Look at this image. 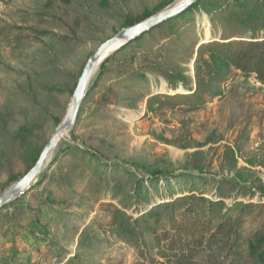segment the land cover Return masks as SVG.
<instances>
[{"label":"rangeland","instance_id":"obj_1","mask_svg":"<svg viewBox=\"0 0 264 264\" xmlns=\"http://www.w3.org/2000/svg\"><path fill=\"white\" fill-rule=\"evenodd\" d=\"M48 1L0 0V28L17 24L21 27L32 26L42 29L44 26L39 24L41 22L36 19L35 14L44 11ZM184 1L186 0H82L80 4H74L76 12L85 15L89 11L93 12V15L90 17V24L78 33V43L72 45L60 44L46 38L38 42L31 32L23 33L30 47L14 53L16 59H12L11 63L15 71L8 75L5 91L0 92V113L7 116L6 109L13 108L9 111L11 115L6 119L8 136L0 135V188L9 185L8 190L18 182H11V172L15 170L21 172L22 168H27L26 164L36 150V147H33L27 154L20 152L19 156L12 160L8 148L14 139L13 135L31 122L36 124L38 131L40 130L37 131L38 136L51 137L57 128L53 126L55 116L62 113V121L64 120L71 97L57 98L50 88L68 87L74 83V79H78L87 60L100 44L122 29L124 23L122 16L137 17L143 14L145 9L152 11L162 3L169 4L165 10L167 11ZM221 1L205 0L200 7L191 12L190 18H195V22L201 21L198 13H203L202 22L206 38L202 42L200 37L197 39L189 37L186 41L177 40L180 33L185 34L187 31L180 21L174 20L163 24L151 37L138 42L134 48L133 46L129 48L126 56L120 58L123 68L113 67L112 71L121 79L102 84L109 86L111 89L108 92L109 97L110 93H113V98L109 100L108 105L99 108L96 116L88 114L96 102L84 105L86 112L81 116L80 125L75 129L73 126L60 138L44 169L49 168L56 152L64 148H75L77 151L70 157L68 155L60 157L49 176L51 182L47 180L48 183L34 188L26 196L23 202L29 206L30 213L20 215L19 208L25 203H17L6 210V214L14 213L20 217V224L25 227L24 231H17L10 222L0 221V257L8 260V264L67 263L77 253L80 237L87 236L88 242L110 237L113 226L109 223L107 215L112 210L111 205L120 206L121 195L114 196L111 191L106 192V195L105 193L98 195L97 186L87 179L86 171H83L85 169L75 165L80 160L90 163L89 157L79 151H95L110 163L120 161L131 167L136 163L154 169L165 167L198 169L199 166H204L203 164H210L214 172H220L222 168L227 176L236 172L246 173L249 170L255 175L264 174V85L255 77L246 78L235 69L222 67L219 63L218 66H214L213 62L216 63V60L212 51L205 50L203 56L198 52V42L203 45L210 41V29L213 30L211 41L225 42L221 38L224 35L223 27L227 16H217L215 26L208 21V17L213 18L216 2ZM232 13L233 10H230V14ZM173 30L176 31L174 36ZM54 31L60 32L57 29ZM13 36L12 33L6 32L0 37V50L6 54L10 53L12 44H8L4 38L11 39ZM197 69L203 81H209V78L218 71L224 72L226 81L219 85L220 88L227 92L231 86L239 85L245 93V104L253 108V116L250 123L244 124V126L248 124L243 133L249 136V139L243 146L237 145L240 144L239 128L226 131L221 124L217 109L220 99L205 97L206 105L202 107L203 109L187 112L179 106L161 111L162 107L158 104L152 105L156 113H152L150 120L145 118L150 97L170 91L168 82L179 83L180 86L174 94H185L182 76L188 74L195 80ZM96 74L97 72L92 80ZM138 74L145 75L146 82L124 77ZM143 85L149 86V90L148 97L142 101L137 94H133V91ZM102 95L103 91L93 99L101 101ZM106 110H110L109 113L113 115L109 121L102 117ZM210 132L213 133V137H210L212 135H209ZM91 166L108 174H124L120 167L106 168L100 163H91ZM64 176L74 181L75 185L70 186L66 183L58 188L54 181H64ZM190 182L184 181L174 184L173 187H186ZM86 183L91 184L93 189H84L82 184ZM114 184L113 182L105 187L110 188ZM157 188L156 185L150 186L149 193L143 197L144 206L148 210L153 207L158 196L147 200V195ZM38 192L43 196H37ZM182 195L183 192H170V197H167L171 199H163L162 203L180 198ZM46 197L52 201H47ZM127 213L131 217H137L133 210ZM105 217L106 219L102 220ZM88 226L91 228H87ZM166 241L164 239L162 247L166 246ZM132 251L133 249L126 244L118 243L112 254L113 264H118L123 253L127 254L125 264H134V259L129 254ZM108 252L104 254L108 255ZM82 253L85 258L91 257L94 262L101 264L108 262L101 252L98 256L84 250ZM153 254L157 262H163L158 257V250Z\"/></svg>","mask_w":264,"mask_h":264},{"label":"trees","instance_id":"obj_2","mask_svg":"<svg viewBox=\"0 0 264 264\" xmlns=\"http://www.w3.org/2000/svg\"><path fill=\"white\" fill-rule=\"evenodd\" d=\"M81 1L49 0L44 11L35 14V17L37 15L36 19L41 22L39 24L44 26L42 29L32 26L21 27L17 24H9L0 28V37H3L6 32L14 35L11 39L4 38L8 44H12L10 53L6 54L0 50V92L5 91L7 77L15 71V67L11 63L12 59H16L14 53L30 47L29 41L23 36L24 32H31L34 35L33 38L38 42H41L42 38H46L60 44L78 43V33L90 24V17L93 15V12L89 11L86 12V16L76 12L74 4H80ZM204 1L199 0L184 13L151 28L137 40L129 42L125 47L106 58L100 64L95 78L91 80L73 129L80 125L81 116L86 112L84 105L96 102L93 108L89 110L90 116L98 115L99 108L105 107V104L108 105L114 94L110 93L109 97L108 92L111 89L102 84L121 79L117 73H113L112 68H123L120 58L126 56L129 48L132 46L134 48L138 42L151 37L154 31L163 24L178 20L185 27L187 33H180V35L177 33L179 35L177 40L186 41L189 37L195 39L200 37L202 38L200 42H202L206 38V30L202 22L204 20L203 13H198L201 16L200 22H195V18H190V15ZM168 5L166 3L159 4L152 11L145 9L144 13L137 17L122 16L124 23L121 28L135 26L165 11ZM230 10H233L232 14H230ZM51 13L52 15H50ZM221 15L227 16L223 27L224 35L221 38L225 42L211 41L213 30L210 29V41L203 45H200V42L197 43L199 54L203 56L205 50H210L216 60V63L213 62L214 66H218L217 63H219L222 67L235 69L243 73L246 78L255 77L259 83L264 85V0H222L216 2V6L213 8V18L208 17V21L215 26L217 16L221 17ZM54 29L60 32H55ZM172 34L174 36L176 31L173 30ZM17 58L19 59V57ZM124 77L140 82L147 80L143 74ZM169 78L171 77L169 76ZM78 79H74V83L68 87L54 86L50 90L57 98L72 97ZM181 81H183L184 92L186 93L174 94L180 85L177 82H168L170 91L149 98L145 118L150 120L152 113H156V110L152 109V105L158 104L162 107L161 111L165 108L175 109L176 106H179L187 112L203 109L202 107L206 105L204 103L205 97L213 100L220 99L217 109L221 124L226 131L238 127L240 144L237 145L243 146L249 139V136L243 133L248 124L245 126L244 124L245 122L250 123L253 108L247 107L245 104L246 95L242 92V88L239 85L231 86L227 92H224L219 85L223 84L226 78L224 72L219 71L209 78V81H203L197 69L195 80L191 75L186 74V76H182ZM138 90L133 91V94H137L140 100H145L148 97L149 86L143 85ZM102 91L101 101L94 100V96ZM11 109H6L7 116L0 113V135L8 136L6 135L8 133L6 119L11 115L9 112ZM63 109L65 111V107ZM109 111L106 110L102 115L108 121L113 117ZM61 115L62 113L55 116L54 127L61 124ZM36 128L35 123L28 122L13 135L14 139L11 140L8 148L12 160L16 159L20 152L27 154L33 147H36V150L34 156L28 160L27 168H22L21 172H17V170L11 172L12 183L19 181L33 168L41 151L51 138L38 136V128L37 130ZM209 135L213 137L212 132ZM76 151L75 148H64L56 152L49 168L42 170L30 190L20 199L0 210V221L10 222L17 231L23 232L25 227L20 224V217L14 213L12 215L6 214V210L17 203H25L23 201L34 188L45 185L48 183L47 180L51 182L49 176L60 157L65 155L70 157ZM79 153L87 155L90 163L80 160L75 165L85 169L83 170L86 171L85 176L97 186L98 195L101 193L106 195V192L111 191L114 196L121 195V200L120 206L111 205L112 210L107 215L109 223L113 226L110 237H105L101 241L92 240L91 242L86 240L87 236L80 237L76 248L77 253L67 263L61 262V264H101L94 262L91 257L85 258L82 253L83 250L92 252L93 256H98L101 252L105 256L104 258L108 260L107 264H113L114 257L112 254L118 243L126 244L133 249L129 254L133 257L134 264H264V174L255 175L249 170L246 173L236 172L227 176L222 168H220V172H214L210 164H203L204 166H199L198 169L188 167L154 169L136 163L133 164L134 167H131L120 161L110 163L95 151L83 150ZM24 158L25 156L22 157V159ZM91 163H100L106 168L120 167L124 174H108L92 167ZM63 179L64 181L61 182L54 181V184L58 188L66 183H69L70 186L75 185V182L67 176H64ZM189 180L191 182L186 187H173L174 184ZM113 182L115 184L112 187H105V185H111ZM152 185H156L158 188L153 192L150 191L147 200L155 199V196H158V199L154 201L153 207L151 206L148 210L144 206L143 197L149 193L148 190ZM82 186L87 190L93 189L88 183L82 184ZM8 187L9 185L0 188V197ZM175 191L183 192V195L180 198L162 203L163 199H171L169 198L170 192ZM39 195L43 196L42 193L38 192L37 196ZM46 199L52 201L50 198L46 197ZM71 200L73 199L71 198ZM29 209L26 203L20 206V215L30 213ZM131 210L137 214V217L128 215L127 212ZM105 219L106 217L102 220ZM87 228L91 227L88 226ZM164 239L167 240V244L162 247ZM155 250L159 251L158 257L162 259V263L155 259L153 254ZM106 251L108 255L104 254ZM126 255V253L120 255L118 264H125ZM7 261L0 257V264H8Z\"/></svg>","mask_w":264,"mask_h":264},{"label":"water","instance_id":"obj_3","mask_svg":"<svg viewBox=\"0 0 264 264\" xmlns=\"http://www.w3.org/2000/svg\"><path fill=\"white\" fill-rule=\"evenodd\" d=\"M198 1L199 0H186L174 8L158 13L136 24L135 26L122 28L115 35L106 39L100 44L95 52L89 57L81 72L64 120L55 129L53 135L41 151L40 156L33 168H31V170L24 177H22L0 197V210L13 203L30 190L33 183L44 169L47 160L57 146L60 138L68 133L75 125L82 105L85 101L89 84L97 72L100 64L105 60L104 58L107 51L114 45L118 44H120V46L116 48V50L121 48L125 44L139 38L143 33L150 30L151 28L184 13Z\"/></svg>","mask_w":264,"mask_h":264},{"label":"bare ground","instance_id":"obj_4","mask_svg":"<svg viewBox=\"0 0 264 264\" xmlns=\"http://www.w3.org/2000/svg\"><path fill=\"white\" fill-rule=\"evenodd\" d=\"M120 46V44H118V45H114L113 47H111L108 51H107V53L105 54V58L104 59H106V57H108L110 54H112L115 50H116V48H118Z\"/></svg>","mask_w":264,"mask_h":264}]
</instances>
